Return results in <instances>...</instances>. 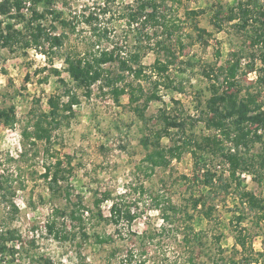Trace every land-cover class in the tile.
<instances>
[{
  "label": "rangeland",
  "instance_id": "374dc122",
  "mask_svg": "<svg viewBox=\"0 0 264 264\" xmlns=\"http://www.w3.org/2000/svg\"><path fill=\"white\" fill-rule=\"evenodd\" d=\"M135 1L53 0L52 8L63 10L73 23L65 27L56 22L59 31L68 35L57 52H46L45 48L36 46L23 48L22 44L11 48L0 41V106H15L18 118L14 125L0 122V179L4 177V188H0V224L17 229L21 235L19 240L10 242L20 251L14 258L5 256V264L38 263L47 258L51 264H222L223 261L225 264L234 260L246 264L250 251L235 246L239 231L246 235L254 256L259 259L251 264H264V218L261 212L249 209L239 193L245 189L264 199V172L262 179L253 173L248 181L237 173L241 180L237 185V180L231 179L228 163L220 155L203 153L204 161L198 166L194 155L185 151L180 159L174 158L170 164L154 170L144 161L149 148L143 139L163 125L164 113L185 109L199 119L203 103L210 96L206 72L211 67L231 64L235 58L233 52H243L242 70L247 69L251 59L256 62L255 69L247 75L241 74L240 79L264 109V84L256 83L263 71L260 45H252L250 33L235 27V20H227L228 8L245 0H166L164 11L169 23L175 22L170 28L172 37L159 32L153 41L165 39L172 46L177 59L169 74L176 84H182L183 90L167 89L159 84L161 99L151 101L142 118L129 104L128 94L117 102L101 82L92 86L90 96L76 88L80 102L74 106L75 115L54 131L51 143L39 141L25 153L21 130L33 109L48 110L49 95L64 89L55 71L60 70L70 86L74 85L65 61L68 48L96 53L116 47L124 55L135 50L141 24L130 18L128 7ZM220 6L224 8L222 20L215 17ZM32 9L27 18L31 17ZM191 9L200 12L191 18L186 13ZM89 12L94 13V18L87 21ZM19 19L6 18L20 27L26 24L23 20L18 22ZM195 23L211 33L205 35L207 42L197 36ZM153 29L147 24L144 30ZM163 53L147 46L142 63L151 65ZM105 66L114 71L119 68L117 62ZM146 69L151 72L150 68ZM220 78L225 80L223 75ZM153 79L163 80L155 74ZM125 82L141 84L146 89L154 87L146 76L139 78L133 73L127 74ZM37 98L40 103L35 101ZM175 99L181 104H175ZM188 128L196 137L209 133L203 120ZM259 135L261 138L253 144L250 153L264 151V133ZM161 141L166 147L175 143L170 136H164ZM58 159L72 167V174L54 191L49 186L47 172ZM218 164L222 168H217ZM205 168L232 185L226 189L217 184L208 191ZM68 182L73 185L72 199L77 195L83 197L86 209H82L85 220L82 228L69 218L72 204L65 195ZM202 193L207 194V204L195 208L193 198ZM104 194L109 197L100 201ZM114 201L136 215L132 222L110 218ZM57 208L64 213H57ZM99 211L104 218L98 215ZM240 215L244 216L241 221ZM58 230L66 231L68 236L64 237ZM97 234L107 240L97 242Z\"/></svg>",
  "mask_w": 264,
  "mask_h": 264
},
{
  "label": "trees",
  "instance_id": "16d2710c",
  "mask_svg": "<svg viewBox=\"0 0 264 264\" xmlns=\"http://www.w3.org/2000/svg\"><path fill=\"white\" fill-rule=\"evenodd\" d=\"M53 0H34L35 7L32 9L31 17L21 12V2L16 1V14L11 15L12 3L10 0H0V41L4 46L13 48L22 44L23 48L36 46L37 48H45V51L57 52L65 44L68 37L66 32L59 31L56 22L61 23L62 26H73L72 21L64 15L61 9L52 8ZM129 16L137 23L141 24L138 27L139 40L135 50L130 51L126 55L116 48L102 49L96 53L80 52L74 47H70L65 52V61L69 67L71 80L74 83L70 86L61 76V71L56 70L58 81L64 85L62 92H52L48 99L49 109L45 110L42 107L33 109L31 117L23 126L21 135L25 144V153L30 147L36 146L39 141L52 142L54 131L61 128L66 122H69L71 117L75 115L74 106L80 102V96L75 90L81 88L84 94L90 96L92 93V86L101 82L102 87H108L117 102H120V97L124 94L129 96V104L136 113L144 118L145 112L150 106L151 101L161 99L158 93L159 84H163L167 89L183 90L181 83L176 84L175 80L169 74L170 66L176 62V55L172 46L165 39H156L153 41V36L167 34V38L172 37L170 31L171 25L175 22L169 23V19L164 11L167 7L166 0H136L135 3L129 4ZM200 11L191 9L186 13L192 18L199 14ZM224 12L223 6L216 9L215 17L222 20L221 13ZM16 16L21 20L26 21L25 25L17 28L15 23L7 22L6 17ZM87 21L94 18V13L89 12L85 17ZM228 21H236L235 27L240 30H245L250 33L252 38V45H260V58L263 63V70L258 75L256 83L264 84V0H245L237 6L228 8ZM147 24H150L154 29L152 32L145 31ZM75 28V27H74ZM197 29V36L201 40H205V35H211L205 28L200 27L195 23ZM142 29V30H140ZM160 32V33H159ZM144 33V36H141ZM207 42V40H205ZM150 44V45H149ZM152 44L157 47H151ZM150 46V48H157L159 51H164L162 55H157L151 65H144L142 63L143 50ZM235 57L228 66L220 65L216 68L211 67L206 72L210 79V96L205 99L203 103L201 116L189 114L185 109H180L177 113H164L162 116V126L149 135L145 136L143 142L149 148V151L144 157L148 167L154 170L159 166H166L176 158L180 159L185 151H190L195 157V163L201 166L203 160V153H209L214 156H221L230 169L231 179L237 180V185L241 184L237 173L241 171H249L256 173L258 178L262 179L264 172V151L260 153H250L253 144L261 138L257 129L264 124V109L262 104L256 100L255 94L250 87H245L241 83L240 75L255 69V61L251 59L247 63V69L242 70L241 59L244 56L242 51L233 52ZM117 62L118 70L114 71L105 64ZM146 68H150V73ZM128 73H133L136 77L146 76L154 85L153 89H146L141 84L133 85L131 82L127 83L126 77ZM157 78L153 79V75ZM220 75L225 76V80L221 81ZM123 82V83H122ZM161 82V83H160ZM67 97V99H65ZM40 103V99H35ZM175 104H181L178 99L174 100ZM198 120H203L206 129L209 133L196 137L194 132H189L188 125L194 126ZM18 121L15 106L9 107L0 106V122L7 125H14ZM176 130L174 136L172 131ZM170 136L174 140V144L165 146L162 144V138ZM218 136H221L220 138ZM29 143V146L27 145ZM70 163V161H69ZM205 164V162L203 163ZM72 174V167L65 166L62 159H58L56 163L48 167L47 175L50 177V188L54 191L59 187L60 182L69 180ZM204 182L207 190L210 191L215 185L221 184L228 189L232 183L227 179L211 170L205 168ZM3 178V179H2ZM0 179V188H4V177ZM69 182L65 188V195L72 204V209L69 212V218L72 221H77L79 226L84 227V217L82 209H86L83 203L82 195H77L76 199H72L73 191ZM241 200L246 203L248 208L261 212V217L264 218V199L258 197L254 192L241 189L239 191ZM109 197L104 194L100 201ZM207 194H200L193 198V206L197 208L200 204L205 206L207 204ZM13 208L17 210V206L11 200ZM172 209H176L174 205H169ZM57 213L63 214L64 211L56 209ZM112 220L116 222L122 218H126L132 222L136 217L130 209H123L122 204L114 201L110 207ZM101 218L103 213L99 211ZM244 216L240 215L238 220L241 221ZM192 230H194L191 227ZM62 230V229H61ZM63 236L67 237L66 231ZM83 234L88 237V234L82 230ZM21 235L17 229L6 227L0 224V264H5L4 258L9 255L15 257L16 253L20 251L16 245H10V242L19 240ZM235 246H241L242 251H250L247 257V263L251 264L252 260L259 259L254 256L252 244H248L247 237L242 231H239L235 237ZM107 238L97 234L96 241L102 243ZM224 263V261H223ZM222 263V264H223ZM27 264H51V259H45L38 263ZM221 264V263H218ZM225 264H240L238 261H225Z\"/></svg>",
  "mask_w": 264,
  "mask_h": 264
},
{
  "label": "built area",
  "instance_id": "2783aa9c",
  "mask_svg": "<svg viewBox=\"0 0 264 264\" xmlns=\"http://www.w3.org/2000/svg\"><path fill=\"white\" fill-rule=\"evenodd\" d=\"M11 3H12V11H11V14L16 12V1L17 0H10ZM21 2V12L24 13L25 15L29 14L33 5H34V0H20ZM0 17L4 18L2 15H0ZM7 18V17H6ZM8 21L5 20V24L7 23ZM17 28L20 27V25L16 24L15 25ZM257 132L259 134H263L264 133V124L263 125H260L259 128L257 129ZM217 168H222V164H218L217 165ZM238 175L244 179V180H250L253 178V173L249 172V171H240L238 172Z\"/></svg>",
  "mask_w": 264,
  "mask_h": 264
}]
</instances>
